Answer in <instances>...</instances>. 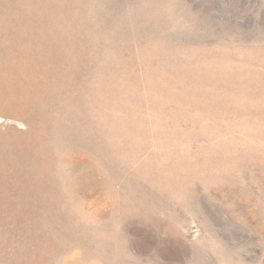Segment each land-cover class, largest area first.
Here are the masks:
<instances>
[{
    "label": "rangeland",
    "instance_id": "rangeland-1",
    "mask_svg": "<svg viewBox=\"0 0 264 264\" xmlns=\"http://www.w3.org/2000/svg\"><path fill=\"white\" fill-rule=\"evenodd\" d=\"M0 264H264V0H0Z\"/></svg>",
    "mask_w": 264,
    "mask_h": 264
},
{
    "label": "bare ground",
    "instance_id": "bare-ground-1",
    "mask_svg": "<svg viewBox=\"0 0 264 264\" xmlns=\"http://www.w3.org/2000/svg\"><path fill=\"white\" fill-rule=\"evenodd\" d=\"M2 121V119L0 118V122Z\"/></svg>",
    "mask_w": 264,
    "mask_h": 264
}]
</instances>
